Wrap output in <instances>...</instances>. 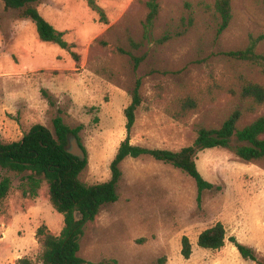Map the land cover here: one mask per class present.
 Here are the masks:
<instances>
[{"label": "rangeland", "instance_id": "obj_1", "mask_svg": "<svg viewBox=\"0 0 264 264\" xmlns=\"http://www.w3.org/2000/svg\"><path fill=\"white\" fill-rule=\"evenodd\" d=\"M96 2L108 23L88 0L38 2L45 18L75 44L74 56L40 40L35 22H24L20 9L6 10L0 0V138L19 140L36 123L55 133L53 119L61 115L71 128L81 127L89 160L81 179L94 184L111 177L138 80L143 101L131 142L172 150L192 144L199 126H220L243 107L242 80L264 86V68L228 55L244 48L249 34L264 33V0H232L233 21L220 35V16L208 7L215 0H159L148 35L147 0ZM259 49L264 51V42ZM36 52L45 59L36 60ZM27 62L34 64L18 69ZM262 114L264 104L239 125ZM197 165L213 184L201 193L193 177L170 163L150 155L125 158L119 198L85 224L80 256L118 264H250L231 242L235 237L264 262V163L212 148L199 152ZM4 176L13 184L0 199V264H19L20 258L42 264L37 230L44 225L60 234L64 216L51 204L46 184L29 198L20 175L0 167V181ZM217 222L225 225V246H199L200 233ZM184 236L192 243L189 258L182 254Z\"/></svg>", "mask_w": 264, "mask_h": 264}, {"label": "trees", "instance_id": "obj_2", "mask_svg": "<svg viewBox=\"0 0 264 264\" xmlns=\"http://www.w3.org/2000/svg\"><path fill=\"white\" fill-rule=\"evenodd\" d=\"M6 10L20 9L21 18L32 19L37 27V34L44 42L55 43L69 50L74 56V43L64 38L65 31L56 28L38 9L39 0H1ZM89 6L96 11L101 21L108 23L105 9L96 0H88ZM148 14L144 23L146 35L152 33L159 15V0H147ZM220 16L218 34H222L234 18L232 0H215L208 5ZM264 42V33L249 34L244 48L231 50L228 55L234 59L248 61L264 68V51L260 45ZM141 81L138 80L132 92V101L125 109L126 138L120 143L113 158L111 177L104 182L89 184L81 179V174L88 167L87 155L82 158L68 152L70 133L81 143V127L71 128L61 115L53 119L55 133L42 123L34 124L19 140L6 141L0 138V167L14 172L21 177V191L24 197L36 198L46 184L49 200L53 207L63 214L64 227L60 234H55L42 225L37 236L42 244V264H118L88 261L80 256L79 235L84 233V226L94 221L101 208L118 200V186L123 176L121 163L129 156L138 158L150 155L156 160L170 163L193 177L199 192L213 187L200 172L197 165L199 152L212 148L231 150L244 161L264 163V114L257 116L250 123L240 126L245 114H254L264 104V86L251 80H242L241 101L243 107L234 109L224 122L217 127L199 126L192 144L179 150L150 148L131 142V131L136 121V111L142 104ZM54 104L53 101H50ZM83 146V145H82ZM84 148V146H83ZM86 152V151H85ZM13 181L4 176L0 181V199L7 197ZM227 231L222 222L202 231L198 244L209 249L225 246ZM241 256L264 264L249 245L231 237ZM193 253L188 236L182 239V254L189 258ZM19 264H33L28 258H20Z\"/></svg>", "mask_w": 264, "mask_h": 264}, {"label": "water", "instance_id": "obj_3", "mask_svg": "<svg viewBox=\"0 0 264 264\" xmlns=\"http://www.w3.org/2000/svg\"><path fill=\"white\" fill-rule=\"evenodd\" d=\"M69 153L84 158L86 156L85 149L78 141L77 137H73L72 139V146L69 148L67 147Z\"/></svg>", "mask_w": 264, "mask_h": 264}, {"label": "crops", "instance_id": "obj_4", "mask_svg": "<svg viewBox=\"0 0 264 264\" xmlns=\"http://www.w3.org/2000/svg\"><path fill=\"white\" fill-rule=\"evenodd\" d=\"M24 22H27L26 21V19H25V21ZM53 23V22H52ZM54 25V24H53ZM57 27H59V26H57ZM62 29V28H61ZM60 30V29H59ZM42 53V52H41ZM38 55V52H36V60H44L45 58L42 56V55H40V56H37ZM34 59V58H33ZM31 63H33V62H27V64H25V65H23V66H21V67H18V69H20V70H23L24 68H26V67H28V66H30L31 65ZM34 64V63H33ZM250 264H258L257 262H255V261H250L249 262Z\"/></svg>", "mask_w": 264, "mask_h": 264}]
</instances>
